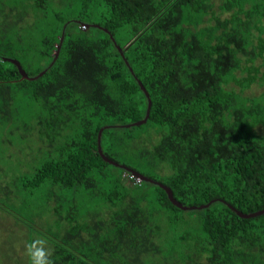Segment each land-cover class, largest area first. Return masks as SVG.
I'll return each mask as SVG.
<instances>
[{
  "label": "trees",
  "instance_id": "obj_1",
  "mask_svg": "<svg viewBox=\"0 0 264 264\" xmlns=\"http://www.w3.org/2000/svg\"><path fill=\"white\" fill-rule=\"evenodd\" d=\"M20 2L43 28L27 77L0 60V264L37 239L50 264H264V213H237L264 211V0Z\"/></svg>",
  "mask_w": 264,
  "mask_h": 264
},
{
  "label": "rangeland",
  "instance_id": "obj_2",
  "mask_svg": "<svg viewBox=\"0 0 264 264\" xmlns=\"http://www.w3.org/2000/svg\"><path fill=\"white\" fill-rule=\"evenodd\" d=\"M25 6V8L22 7ZM28 5V4H27ZM26 3L20 2V0L17 2L15 0H0V49L2 52H4L8 57H12V55L19 56L20 60L26 61L24 59V53L21 52L22 46H28L31 45L32 42H35L40 36V29L43 27L36 26V30L30 29V26L25 27L24 25H21V20L27 21L30 23V5L27 6ZM57 4H51L50 8H56ZM54 8V9H55ZM26 13L25 16L22 13ZM226 15V14H225ZM24 17V18H23ZM35 18V17H34ZM3 31H6L3 34ZM21 33V35L17 34ZM23 34V35H22ZM19 36V37H17ZM30 43V44H29ZM29 44V45H27ZM34 50V48L32 47ZM1 53V52H0ZM23 58H22V57ZM30 65V60L26 61ZM259 67V65H258ZM261 69V68H260ZM261 72H264V68L261 69ZM255 95H259L260 89L254 88L250 90ZM264 135V130H259ZM18 141H15L12 146L10 145V150H8V146L4 145L3 148L6 151H9L12 154L13 160H3L2 163H6L8 161H15V157L18 156L16 148H22ZM127 183V182H126ZM7 200V199H5ZM12 202V205L14 209L21 212L23 215H27V212L30 213V215H33L34 217L37 215L45 216L44 210L40 212H30V208H26L22 206L17 199L12 198L10 200ZM17 211L15 214L17 215ZM36 219V218H35ZM37 220L40 222L37 225L40 227H47L48 224L37 218ZM0 227L7 228L11 226H15V220L12 219L9 215L0 214ZM10 246V245H9Z\"/></svg>",
  "mask_w": 264,
  "mask_h": 264
},
{
  "label": "water",
  "instance_id": "obj_3",
  "mask_svg": "<svg viewBox=\"0 0 264 264\" xmlns=\"http://www.w3.org/2000/svg\"><path fill=\"white\" fill-rule=\"evenodd\" d=\"M0 60L10 61V62L14 63V64L18 67V69L20 70V72L23 74V76H24V77H27V75H26V73L24 72V70L22 69L20 63H19L16 59H14V58H12V57H8V56L0 55ZM147 99H149V98H148V95H147ZM150 106H151V103L149 102V109H150ZM149 109H148V111H147V117H148V115H149V111H150ZM147 117H146V118H147ZM145 121H146V120H143V121L140 122L139 124H141V123H143V122H145ZM135 176H136L138 179L142 180V181L144 180V181H151V182H153L152 180H150V179H148V178H146V177H144V176H142V175H140V174H136ZM154 183H157V182H154ZM157 184H159V183H157ZM159 185H161L162 188L166 191V193H167L168 196H169V199L171 200V202H172L174 205H176V206L179 207V208L186 209L185 206H184L182 203H179V202L173 197V193H172L171 189H169L168 187H166V186H164V185H162V184H159ZM237 213H238L240 216H242V217L250 218V217H254V216H257V215L263 214L264 211H260L259 213L249 214V215H245V214H243V213H241V212H238V211H237Z\"/></svg>",
  "mask_w": 264,
  "mask_h": 264
},
{
  "label": "clouds",
  "instance_id": "obj_4",
  "mask_svg": "<svg viewBox=\"0 0 264 264\" xmlns=\"http://www.w3.org/2000/svg\"><path fill=\"white\" fill-rule=\"evenodd\" d=\"M44 243L45 241L43 239H37L26 246V255L29 264H50L48 254L43 247Z\"/></svg>",
  "mask_w": 264,
  "mask_h": 264
}]
</instances>
